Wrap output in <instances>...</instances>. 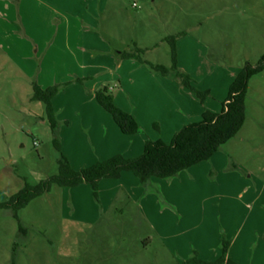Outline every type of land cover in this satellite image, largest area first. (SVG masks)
<instances>
[{"label": "crops", "instance_id": "0c3cea01", "mask_svg": "<svg viewBox=\"0 0 264 264\" xmlns=\"http://www.w3.org/2000/svg\"><path fill=\"white\" fill-rule=\"evenodd\" d=\"M120 4L121 0H0V54L42 89L63 86L53 107L62 152L77 171L116 155L140 157L147 140L170 144L184 126L201 122L206 111L220 113L228 97L202 103L180 80L154 73L136 60H123L130 48L118 47L110 29V14L118 12ZM197 43L194 46L201 47ZM179 57L180 50L179 68L189 73ZM103 87L114 94L118 107L135 117L138 134H123L97 102L96 92ZM220 153L176 178H154L145 187L152 193H145L130 172L119 180H103L101 209L92 202L90 185L73 188L74 199L87 196L77 207L84 215L82 222L98 229L121 199L137 208L163 246L165 257L159 262L186 264L194 253L200 260L217 261L225 236L231 243L228 259L264 264V184L259 193L252 191L249 179L238 172L241 165L230 154Z\"/></svg>", "mask_w": 264, "mask_h": 264}, {"label": "rangeland", "instance_id": "374dc122", "mask_svg": "<svg viewBox=\"0 0 264 264\" xmlns=\"http://www.w3.org/2000/svg\"><path fill=\"white\" fill-rule=\"evenodd\" d=\"M119 8L110 14L118 47L141 49L144 60L171 67L168 40L174 38L193 85L210 91L211 103L229 95L235 78L264 56V0H121ZM34 79L0 54V202L26 183L38 185L59 173L46 106L32 100ZM220 154H230L252 191H261L264 72L249 83L243 129ZM71 192L54 187L20 211L19 221L11 211L0 212V264H175L159 262L163 246L134 205L118 200L97 229L84 224L77 209L87 196L74 199ZM92 202L101 209V202Z\"/></svg>", "mask_w": 264, "mask_h": 264}, {"label": "trees", "instance_id": "16d2710c", "mask_svg": "<svg viewBox=\"0 0 264 264\" xmlns=\"http://www.w3.org/2000/svg\"><path fill=\"white\" fill-rule=\"evenodd\" d=\"M172 49V65L166 67L156 65L144 60V51L136 49L122 55L123 60H136L145 65L150 71L172 76L180 80L183 87L204 103L210 91L202 92L194 85L189 74L181 71L178 64V50L176 40H168ZM264 72V56L259 65L246 68L235 78L232 83L226 102L220 113L206 111L202 121L184 126L174 136L170 144L162 140H147L143 155L137 158H126L116 155L106 161H101L83 170H75L68 158L62 152L59 133V122L53 107V99L58 95L61 85L42 89L34 83V102H42L46 106L48 123L54 135V146L60 154L59 173L39 183L38 185L25 184V187L16 195L5 202H0V212L11 211L19 221V212L27 208L30 203L47 193L54 187L73 189L88 184L93 188L94 199L100 203V183L103 180H119L126 172L133 173L143 187L148 186L154 178L167 180L178 177L182 172L210 161L222 148L235 139L246 123V97L249 83L253 77ZM97 102L109 114L123 134L132 136L140 132V126L135 117L118 107L114 94L108 87H103L96 92ZM159 128L157 125L155 126ZM20 231L23 228L20 224ZM230 241L223 237L222 256L214 262L198 259L197 253L187 260L186 264H237L227 258Z\"/></svg>", "mask_w": 264, "mask_h": 264}]
</instances>
